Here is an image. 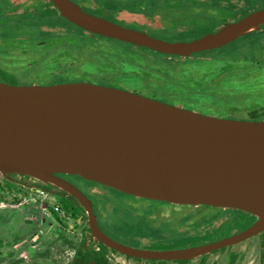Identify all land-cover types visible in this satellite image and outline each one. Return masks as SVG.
Returning <instances> with one entry per match:
<instances>
[{"label": "water", "instance_id": "water-1", "mask_svg": "<svg viewBox=\"0 0 264 264\" xmlns=\"http://www.w3.org/2000/svg\"><path fill=\"white\" fill-rule=\"evenodd\" d=\"M50 2L90 34L183 58L222 49L264 26L262 8L201 38L170 43L95 16L72 0ZM0 173L62 189L86 210L92 236L128 256L195 259L264 232V121L214 117L123 89L0 81ZM59 174L172 205L240 210L258 220L208 245L133 250L104 234L92 202Z\"/></svg>", "mask_w": 264, "mask_h": 264}, {"label": "rangeland", "instance_id": "rangeland-1", "mask_svg": "<svg viewBox=\"0 0 264 264\" xmlns=\"http://www.w3.org/2000/svg\"><path fill=\"white\" fill-rule=\"evenodd\" d=\"M72 1L95 16L103 17L125 27L147 32L151 37L159 40L177 43L195 40L193 39L194 35L180 36L177 34L179 32H175L172 28L178 30L179 26H176L178 23L194 25L196 21L188 22L191 14L200 16L202 19L205 15H202L203 12L200 7L208 0H176L173 5L174 10L168 13V18L159 12L162 11L161 7L150 4V0H121L119 3V0ZM8 2L10 0H0V63L5 64L15 85L32 83L35 75L40 77L38 85L50 84V77L44 75L47 72L46 67L49 68L54 62L55 64L58 63L62 58L73 61L72 58L77 52L85 58L80 63L78 60L79 64H76L69 71L71 82H87L129 90L157 101L215 117L227 116L226 106L243 107L252 99V96L264 98V26L260 32L253 33L255 34L253 37H251L253 34H250L222 49L208 52L205 59L210 58V71L206 76H202L204 72L200 74L195 72L194 77L188 73L189 76L185 78L183 74L186 70L181 59L176 56H173L176 57L175 62L166 63L164 67H161L157 60L153 59L154 54H148L145 50L132 47L130 44L107 38L90 37L92 35L89 34L81 37V31L78 28L56 13H52L53 16H51L52 14L45 15V17L47 20L51 19L55 24H61L64 27V34L59 31L61 35H51L49 41L47 36L42 35L35 28L32 29L35 26L32 23L19 24L20 19L10 14L8 18H5L4 15L9 12L10 4ZM12 2L15 5L30 6L41 1L12 0ZM188 4L191 5L190 8L198 7L189 10ZM257 8H264V1L259 2ZM22 11L23 9L18 10V12ZM61 26L58 25V27ZM205 32L214 33L213 30H206ZM10 33L12 34L10 35ZM21 35L28 37L20 39L19 36ZM63 35L65 39H63ZM66 40L67 42L64 43ZM82 40L87 41L83 43ZM38 41H45L47 45L37 46ZM69 44L75 46L76 52L68 48ZM133 51L146 52L147 54L144 56L149 58L147 57L144 64L135 60L131 67L136 66V68L128 69L129 71L126 73L122 70L121 62H116L113 57L121 56L126 52L132 54ZM111 57V61H108ZM163 57L166 58V56ZM196 57L199 58L200 56L197 54ZM124 58L127 56L124 55ZM97 63H100L99 66H96ZM190 77L197 84L194 83L193 86H189L192 82ZM169 85L176 86L178 89L172 87L174 90H171ZM244 88L248 89L243 90ZM9 177L10 179L0 173V205L9 206L6 209L1 208L0 213L3 216L14 214L3 232L17 240L19 239V236L16 235L17 232H27L33 229V237L37 238V242L34 244L46 246L49 253V262L44 264H66L82 245V234L88 225L87 218L82 217L76 211H66L65 205L67 204L62 203L64 205V215L60 216L62 221L59 220L58 227L56 225L51 226L52 223L56 224L58 220L57 215L53 212L59 206L56 197L52 193L38 188H25L13 183L12 181L18 176L9 175ZM94 198L100 209L102 197L94 196ZM166 208L168 206L162 207V209ZM170 211L171 208H168L159 213H169ZM198 212L205 215L204 219L211 215V211L206 208H201ZM118 214L109 211L101 219L103 226L113 233L124 232V237L132 235L125 231H115L122 225L123 209L119 210ZM38 216L40 219H43L44 216L46 221H36ZM231 216V219L227 221L229 223L226 224V228H222L223 231H219L215 227L208 229V226L199 223L192 227L189 232L202 235L205 230H212L214 236L206 233L200 237L202 241L208 238L229 236L232 232L242 229L244 218L242 214L235 212ZM25 217L33 219L37 225L26 223ZM157 217L166 219L164 215ZM210 218L215 219L216 216ZM2 228L4 227H0V229ZM203 229L205 230L202 232ZM227 230H232V232L229 233ZM22 244L23 241H16L15 243V245H19V248Z\"/></svg>", "mask_w": 264, "mask_h": 264}, {"label": "flooded vegetation", "instance_id": "flooded-vegetation-1", "mask_svg": "<svg viewBox=\"0 0 264 264\" xmlns=\"http://www.w3.org/2000/svg\"><path fill=\"white\" fill-rule=\"evenodd\" d=\"M40 1H41L40 3L26 6L21 4L18 5L12 4L13 2L12 0H10V2H8V4H10L9 12L6 13L4 17L8 18V15L10 14L11 16H16L20 19L19 24L32 23L33 25H35L34 27H32V29L35 28L42 35L47 36L48 40L51 35L59 34V31H62V34H64L63 33L64 27H62L61 24H58L61 27H58L57 25V27L55 26L56 28L54 26L49 27L48 25L40 24L43 20H47L45 15H48L44 10L47 7L45 6L46 0H40ZM19 9H23V11L18 12ZM58 13L56 12V14ZM84 33L87 35L88 34L92 35L90 37L93 36L97 37L96 35L90 34L86 31H84ZM11 34L12 33H10V35ZM27 37L28 36L25 35L19 36L20 39H26ZM63 39H65L64 35H63ZM66 42L67 40L64 43ZM45 45H47V42L45 41H38L37 43V46L43 47ZM134 47L139 48L136 46ZM68 48L75 51V46L72 44H69ZM139 49L144 50V48H139ZM124 54L125 53L121 55L122 58ZM141 54H146V53L142 52ZM148 54H153V53H148ZM164 56H166L165 58L166 60L172 62H175L174 59L176 57L181 59L183 63L184 62L188 63L190 61H194L195 59H197L195 54L190 58H183L178 56L173 57L167 55ZM168 57L172 59L169 60ZM84 58L85 57H82L80 54L76 52L75 57L72 58L73 61H70V59L65 60L64 58H62L61 60L58 61V63L55 64L54 62L53 64L50 65L49 68L46 67L47 72L44 75H47L51 78V82L48 85L75 83L69 80L70 79L69 71L73 69L76 64H79L81 60ZM155 58H157L156 54H154L153 56L154 60ZM78 60L79 63L77 62ZM185 63L183 64V66L185 65ZM99 64L100 63H97V65ZM126 65L127 64H121V67L123 68L122 70L127 73L129 70ZM187 66L188 67L187 68L184 67V69L186 71H189L190 72L189 74L193 77L195 76V72L199 74L204 72V69L199 70L196 69L195 66L194 67L192 65H187ZM61 76L64 77L63 81L55 82L52 80V78L55 77L59 78ZM187 76L189 75L183 74V77L186 78ZM202 76H206V74ZM39 79L40 77L38 75H35L32 83L23 84V85H28V86L38 85L39 84L38 81H40ZM0 81L8 84H14L13 80H11V75L8 73L6 69L5 64L2 63H0ZM191 81L192 82L190 83L189 86H193L194 83L197 84V82H194L192 78ZM198 85L200 86V84ZM40 86H46V85H40ZM247 89L248 88H244L243 90H247ZM251 98L252 99L247 103V105L243 107L226 106L228 114L227 116L225 117L223 116L221 118L250 120V121H264V98L257 96L254 97L252 96ZM58 177L75 185L92 202L94 213L98 220V224L105 235L110 237L113 241L120 243L133 250L162 252V251L184 250L201 245H206V244L208 245L213 242H218L222 239L231 237L233 235H238L244 230L250 228L258 220L256 216L240 210L221 209V208L208 207V206L189 207V206L172 205L164 202H157L149 199L126 195L117 190L85 180L79 176L59 174ZM12 182L21 185L25 188H38L45 192H50L56 197L59 206L57 209L53 210V212L57 215L58 220L56 221V224L52 223L51 226L56 225V227H58L59 220L62 221V218H60V216H63L61 212L64 211L63 208L64 205L62 203H66L67 205L65 206L71 207L73 211H76L82 217L85 216V218H87L88 225L86 229H84V232L82 234V239H81L82 245L74 252L71 259H69V261H67L66 264H264V232L256 236H253L239 244L228 246L226 248L213 251L211 253H207L202 257L195 259L165 261V260H156V259H144V258L142 259L138 257L128 256L118 252L115 249L109 248L108 246L104 245L102 242L98 241L92 236L89 229V219L86 210L74 197H72L62 189L46 183L43 184L39 183L35 179L24 176H18ZM94 196H100L103 199V201L100 203V209L97 206V203L95 202ZM166 206H168V208H171V211L169 213H159L166 211L168 208L162 209V207H166ZM7 207L9 206L0 205V209L1 208L6 209ZM201 208H206L210 210L211 215L204 219L203 217L205 215H202L198 212ZM122 209L124 213V219L121 221L122 225L119 224L120 228L115 231H125L128 232V234H132V235H127L125 237H124V232L113 233L109 229H106L101 221L102 217H105L109 211H111V213L113 214L119 215L118 214L119 210ZM193 209L194 211L191 212V210ZM233 212L238 213L240 215L242 214L244 217L242 220L243 227L240 231L237 230L232 232V230L230 231L227 230V232L229 233L232 232V234H230L229 236H223V237L219 236L220 238H212V239L207 237L208 239H204L203 241L201 240L200 237H203L206 233L210 234V236H214L212 230L209 231L203 229L202 232L204 230L205 231L204 234L202 235H199L195 232H189L192 227L198 225L199 223L204 226H208V229L215 227L216 229H219V231H223L222 228L223 227L226 228V224L229 223L227 221L231 219L232 217L231 215ZM13 215L14 214L3 216L0 213V227H4L0 229V264H44L45 262L46 263L49 262V253L47 252L48 250H46L47 247L46 246L44 247L43 245L34 244L35 242H37V238L33 237L34 234L33 229L32 230L30 229L27 232H17L16 235L19 236V239L17 240L15 238L13 239L12 237H10V235H5L3 230L5 229L6 225L12 220ZM45 215L47 216V214ZM159 215H164L166 219L157 217ZM213 216H216V218L215 219L210 218ZM39 217L40 216L36 218V221L39 220L43 222L46 221V218L44 216L43 219L42 218L40 219ZM25 222L33 223L35 224L34 226L37 225V223L34 222L33 219L28 217H25ZM42 233H44V231H42ZM57 234H59V232H57ZM180 240L182 241L180 242ZM16 241H23L21 248H19V245H15ZM176 242H180V243H176Z\"/></svg>", "mask_w": 264, "mask_h": 264}, {"label": "trees", "instance_id": "trees-1", "mask_svg": "<svg viewBox=\"0 0 264 264\" xmlns=\"http://www.w3.org/2000/svg\"><path fill=\"white\" fill-rule=\"evenodd\" d=\"M120 1L121 0H119L118 3ZM175 1L176 0H150V2H151L150 4L156 5V7H161L162 11H159V12L163 13L165 15V17L168 18V16H169L168 13L174 10L173 5H174ZM261 1H264V0H208L205 4L201 5V7H200L202 9V12H203L202 15H205L202 19H200V16H193L190 12L191 17H190L188 22L196 21V23L194 25L190 26V25H186L185 23H178L176 26H179V29H178L179 31L176 28H172V29L175 32H179L177 34L180 36L186 37L189 35H194L193 39L201 38L205 34L210 33V32L206 33L205 32L206 30H209V31L213 30V32H216V31L220 30L223 26H225L229 23L237 22V21L243 19L244 17H246L247 15L251 14L252 12L262 9V8H257V4ZM45 6H47V7L44 10L46 11V13L48 15H51L52 13H56V12L58 13V10L56 8H54V6L50 2V0H46ZM188 6H189L188 8L191 7L190 4H188ZM196 7H198V6H194V7L190 8L189 10H191V9L194 10V8H196ZM85 11L90 12L87 10H85ZM51 16H53V14ZM59 16H61V15H59ZM62 19L66 20L63 17H62ZM40 24L48 25L49 27H51V26L55 27L58 25V24H55L54 22H52L51 19L43 20ZM78 29L81 31L80 32L81 37L87 35L84 33L83 30H81L80 28H78ZM258 32H260V31H258ZM253 33H255V32H253ZM253 33H251V34H253ZM254 35L255 34H253L251 37H253ZM101 38H103V37H101ZM86 41L87 40H82L83 43ZM84 45L87 46L86 44H84ZM89 47H91V46H89ZM144 50H146V49H144ZM146 51L148 53L156 54L157 58H155V60H157L158 64L161 67H164V65L166 63L167 64L172 63V61L166 60L163 57L164 55H161L157 52L156 53L151 52L149 50H146ZM215 51H217V50H215ZM131 53L132 54L126 52L124 54L127 56V58L123 59L122 56H114L113 59L115 58L116 62H121V64H127L126 66L128 69H134V67H136V66L131 67V65L134 64L135 60H138L139 62L144 64V61L147 59V56L145 57L144 54H141L139 52L133 51ZM133 53H138V54H133ZM207 53L208 52H203V53L198 54V56H200V57L195 59L194 61H190L188 63L184 62L185 63L184 67L187 68L188 67L187 65H192L193 67L195 66L196 69H199V70L204 69V74H208L210 71V68H209L210 58L205 59L207 56ZM133 57H136V58H133ZM111 59H112V57L109 58L108 61H111ZM184 63L182 62V65ZM96 66H99V65H96ZM186 72H184L185 75H188V73H190L189 71H186ZM63 79H64V77H62V76L59 78H57V77L52 78V80L55 82L63 81ZM202 79H204V78H202ZM169 87L171 90H174L172 88L174 86L169 85ZM174 88L178 89V88H176V86ZM65 210L71 211L72 208L69 206H66Z\"/></svg>", "mask_w": 264, "mask_h": 264}, {"label": "built area", "instance_id": "built-area-1", "mask_svg": "<svg viewBox=\"0 0 264 264\" xmlns=\"http://www.w3.org/2000/svg\"><path fill=\"white\" fill-rule=\"evenodd\" d=\"M61 214L64 215V212L62 211Z\"/></svg>", "mask_w": 264, "mask_h": 264}]
</instances>
